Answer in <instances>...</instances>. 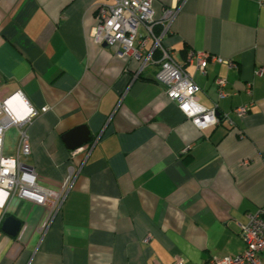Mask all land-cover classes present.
I'll use <instances>...</instances> for the list:
<instances>
[{"label":"crops","instance_id":"0c3cea01","mask_svg":"<svg viewBox=\"0 0 264 264\" xmlns=\"http://www.w3.org/2000/svg\"><path fill=\"white\" fill-rule=\"evenodd\" d=\"M116 1L0 0V103L19 92L47 107L25 124L30 154L18 159L54 191L70 165L79 169L51 219L47 206L16 195L0 207V264H208L244 249L238 224L264 205V5L154 3L160 44L199 86L196 102L232 121L200 129L155 81L159 48L140 68L152 39L139 60L93 41L96 6ZM177 3L167 26L163 10ZM192 51L215 58L204 74ZM18 142V128L7 129L4 153ZM7 216L21 222L16 235L2 228Z\"/></svg>","mask_w":264,"mask_h":264},{"label":"built area","instance_id":"2783aa9c","mask_svg":"<svg viewBox=\"0 0 264 264\" xmlns=\"http://www.w3.org/2000/svg\"><path fill=\"white\" fill-rule=\"evenodd\" d=\"M155 2L162 3L164 0H117L114 5H97L95 8L96 23L90 31V36L95 43L107 44L112 47L118 56H128L138 60L143 57V50L147 42L152 39V47L144 56L140 68L142 69L148 60H153L152 54L159 48L161 57L158 60L159 69L155 73L154 79L163 86L167 98L175 102L180 111L200 129L217 125L223 119L231 124V119L227 115L219 114L217 108L208 109L196 102L195 93L199 90V86L173 60L170 51L160 44V37L165 28L162 19L156 16ZM259 3L264 5V0H259ZM179 8L178 3L164 8L162 17L170 18L167 26H169ZM160 24L163 26L162 30L156 34L154 26ZM140 27L145 30L143 36L139 32ZM212 57L204 51L189 53V60L195 62L196 68L202 74L205 73L208 60L215 59ZM262 72H264V68L259 70V73ZM218 83L223 84L224 82L219 80ZM251 87V83H246L245 90L247 93L251 92ZM16 94L0 103V161L12 162L11 167L7 163H0V173H3L0 175V193L6 194V196H0V199L3 200L0 207H3L11 196L16 195L32 200L42 206H47L50 210L49 219H51L59 211L68 192L72 189L79 174V169L73 165L69 166L67 176L61 182L58 191L38 184L34 168L21 163L18 155L30 154L25 124H28L32 117L45 112L47 107L36 110L22 95V101L27 102V105L34 109V114L19 120L16 118L13 108L15 111L22 112L23 105L21 102L14 101ZM223 95L220 94V96ZM9 100L14 101L12 108L7 104ZM197 108L202 110L196 111ZM247 110L246 105L234 109L239 116L245 115ZM205 117H208L209 121H205ZM213 119L214 122H211ZM196 121L200 123L197 124ZM13 126L19 130L18 150L14 154H6L2 148L3 135L7 129ZM83 148L91 149V145L83 146ZM78 149L72 150V155L77 154ZM6 168L7 171H4ZM246 218V222L238 224L240 235L245 243L244 249L236 255L213 257L209 259L208 264H264V205L258 207L255 211L248 212ZM147 240L149 238H146ZM173 264H183V262L180 258H177Z\"/></svg>","mask_w":264,"mask_h":264},{"label":"water","instance_id":"95a60500","mask_svg":"<svg viewBox=\"0 0 264 264\" xmlns=\"http://www.w3.org/2000/svg\"><path fill=\"white\" fill-rule=\"evenodd\" d=\"M104 47H109L107 44H103ZM84 129H86V126H79L77 128H74L71 130V132L67 133L64 136V139L70 138V136H74L75 133H83ZM88 132V131H87ZM88 138H83V140L77 144L74 145H68V148H74L77 147L78 145H81L84 142H87ZM21 222L20 220L16 219L14 216H7L4 219L2 228L3 230L8 233L9 235H16L20 229Z\"/></svg>","mask_w":264,"mask_h":264},{"label":"clouds","instance_id":"9594fccd","mask_svg":"<svg viewBox=\"0 0 264 264\" xmlns=\"http://www.w3.org/2000/svg\"><path fill=\"white\" fill-rule=\"evenodd\" d=\"M14 101L21 102L22 105H23V111L22 112L15 111V109L13 108V112L15 113V116H16L17 119L23 120L26 117H28L29 115L34 114V109L31 108L30 106H28L27 105V102L22 101V94L17 93L16 96L14 97ZM14 101L13 100H9L7 102L8 106L10 108H12ZM201 110L202 109H200V108H197L196 109V111H201ZM205 121H209V118L208 117H205ZM211 122H214V119ZM196 123L199 124L200 122L199 121H196ZM0 163H7L9 165V167L12 166V162L0 161ZM4 171H7V168ZM2 174L3 173H0V175H2ZM0 196H6V194L5 193H0ZM2 203H3V200L0 199V204H2Z\"/></svg>","mask_w":264,"mask_h":264}]
</instances>
